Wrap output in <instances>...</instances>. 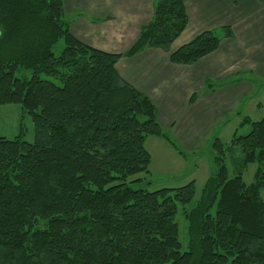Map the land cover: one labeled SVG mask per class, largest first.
<instances>
[{
    "label": "trees",
    "instance_id": "obj_1",
    "mask_svg": "<svg viewBox=\"0 0 264 264\" xmlns=\"http://www.w3.org/2000/svg\"><path fill=\"white\" fill-rule=\"evenodd\" d=\"M187 26L184 0H153L130 49L109 54L71 36L62 0H0V106L20 105L35 127L31 144L0 138V264H264V116L245 119L250 132L229 146L213 141L215 172L182 210L187 252L176 215L194 199V182L154 192L130 187L143 179L128 182L150 174L148 138L176 147L116 64L153 49L190 66L232 36L206 31L170 53ZM236 150L243 167L258 165L249 186L241 173L228 178L225 158Z\"/></svg>",
    "mask_w": 264,
    "mask_h": 264
},
{
    "label": "crops",
    "instance_id": "obj_2",
    "mask_svg": "<svg viewBox=\"0 0 264 264\" xmlns=\"http://www.w3.org/2000/svg\"><path fill=\"white\" fill-rule=\"evenodd\" d=\"M62 3L71 36L109 54L128 51L153 15V0ZM184 5L188 26L170 53L206 31L220 34L222 28H229L232 36L222 38L215 52L190 66L173 65L169 53L153 49L121 58L116 64L119 77L149 98L158 125L176 147L162 138L146 140L150 176L154 170L174 173L186 158L205 149L211 153V142L220 141L217 132L230 117L243 130L249 125L243 124L245 119L254 122L251 111H257V119L264 116L257 99V91L264 88V0H184ZM235 127L231 139L238 131ZM183 179L186 184L195 181L191 174ZM175 187L179 188L165 189Z\"/></svg>",
    "mask_w": 264,
    "mask_h": 264
},
{
    "label": "rangeland",
    "instance_id": "obj_3",
    "mask_svg": "<svg viewBox=\"0 0 264 264\" xmlns=\"http://www.w3.org/2000/svg\"><path fill=\"white\" fill-rule=\"evenodd\" d=\"M64 48V43L62 40H59L56 45L53 47V53L55 56H59ZM16 76L20 79L29 80L32 76V73L27 70H18ZM42 80L52 81V79L48 76L42 75ZM258 102L262 104L264 109V88H260L257 91ZM259 114L257 111L250 112V118L257 122L260 119L258 117ZM235 117H230L228 122L218 130L217 135H219L220 142L229 146L231 142V133L233 128L236 126ZM236 126L235 128L238 130L236 133V137H243L247 135L251 128L249 125H245V129H241ZM243 128V127H242ZM21 136L23 141L28 143H33L35 141V127L32 120V117L24 112L20 105L11 104L0 106V138H4L6 140H14L16 137ZM213 141L211 142L212 145ZM148 148L149 145H148ZM210 148L205 149L196 156H190L186 158L185 165H179L178 170L174 173H158L157 171H153V176L140 174L133 178H131L128 182H131L135 179H143L140 183L129 184L130 187L134 190L143 189L148 190L150 192H154L156 190H160L163 188H173L174 186H184L186 181H184L185 175L191 174V177L194 178L195 184V196L192 202L185 207L181 205L178 206V212L176 215V224L178 227V241L180 243V251L187 252L189 251V239H188V222L184 218L182 214V210L186 209L187 211L191 210L195 204L197 203L201 190L203 188L204 183L215 172L214 161V152L211 149V153L209 152ZM242 155L239 150H236L232 155L227 154L225 158V166L228 170V178L232 179L237 174H242L243 182L249 186L254 182V176L256 170L258 168L257 164H251L243 167ZM198 160L197 166L198 170L195 168V161ZM211 172V173H210ZM186 180V179H185ZM174 182V185H172ZM176 184V185H175ZM176 188V187H175ZM261 196L264 199V191H262Z\"/></svg>",
    "mask_w": 264,
    "mask_h": 264
}]
</instances>
